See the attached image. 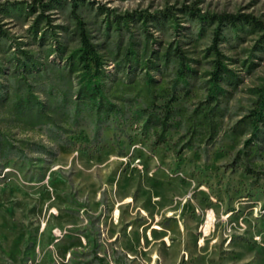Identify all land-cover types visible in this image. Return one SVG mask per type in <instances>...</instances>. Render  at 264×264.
Segmentation results:
<instances>
[{
  "label": "rangeland",
  "instance_id": "obj_1",
  "mask_svg": "<svg viewBox=\"0 0 264 264\" xmlns=\"http://www.w3.org/2000/svg\"><path fill=\"white\" fill-rule=\"evenodd\" d=\"M74 2L110 78L170 79L182 53L204 96L220 31L225 128L264 86V29L214 17L264 23V0H0V264H264V180L229 139L156 144L141 103L89 115Z\"/></svg>",
  "mask_w": 264,
  "mask_h": 264
},
{
  "label": "trees",
  "instance_id": "obj_2",
  "mask_svg": "<svg viewBox=\"0 0 264 264\" xmlns=\"http://www.w3.org/2000/svg\"><path fill=\"white\" fill-rule=\"evenodd\" d=\"M73 15L81 45L78 62L84 77L77 96L87 103L90 116L99 117L102 112L107 114L116 110L123 112L128 105L141 103L143 107L139 112L156 144L165 142L168 132L174 130L179 132L175 143L177 149L182 147L183 151L198 146L206 150L223 135L236 149L228 163L229 168L252 176L253 183L264 180V86L252 108L231 127L225 128L230 92L223 87V82L231 80V70L221 59L220 31H217L212 47L217 58L206 82V94L202 96L190 82L191 68L182 53L176 55L175 76L170 79H157L150 74L131 80L110 78L105 73L98 44L93 42L86 23L77 14V2H74ZM214 17L221 25L247 22L264 29V23L251 15Z\"/></svg>",
  "mask_w": 264,
  "mask_h": 264
},
{
  "label": "bare ground",
  "instance_id": "obj_3",
  "mask_svg": "<svg viewBox=\"0 0 264 264\" xmlns=\"http://www.w3.org/2000/svg\"><path fill=\"white\" fill-rule=\"evenodd\" d=\"M118 213H119V210L116 211L117 216H118Z\"/></svg>",
  "mask_w": 264,
  "mask_h": 264
}]
</instances>
